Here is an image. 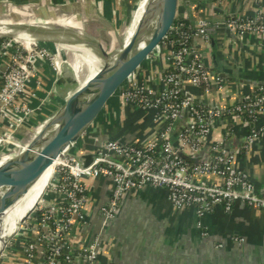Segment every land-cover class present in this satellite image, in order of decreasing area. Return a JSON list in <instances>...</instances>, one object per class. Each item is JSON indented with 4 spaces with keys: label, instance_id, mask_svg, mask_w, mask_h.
Masks as SVG:
<instances>
[{
    "label": "built area",
    "instance_id": "obj_1",
    "mask_svg": "<svg viewBox=\"0 0 264 264\" xmlns=\"http://www.w3.org/2000/svg\"><path fill=\"white\" fill-rule=\"evenodd\" d=\"M260 2L263 9L252 16L231 14L216 22L203 20L196 27H186L177 16L169 35L174 31L178 38L167 41L168 35L149 62L156 67L162 59L164 65L153 73L143 70L120 101L124 109L131 106L151 111L153 133L142 143L105 139L99 146L84 151L95 154L87 166L76 153L69 152L59 159L49 185L23 226V230L36 231L34 238L22 243L25 264H115L102 260L107 229L118 217L126 198L147 187L164 190L175 210L193 209L199 227L203 217L216 206L229 212L241 201L264 209V190L258 191L248 173L237 165L238 156L264 135V82L252 84L243 93L238 81L227 82L207 64L195 44L200 38L210 46L208 30L212 26H227L238 36L263 37L264 0ZM3 39L0 159L15 155L32 130L48 118L27 126L47 101L34 105L32 100L38 95L32 89V81L36 78L40 86L39 72L46 64L56 75L60 73L66 52L62 46ZM228 89L236 97L233 103L209 101L215 91ZM237 127L249 130L239 148L229 147ZM219 129L223 134L215 137ZM97 179L108 180L111 186L99 206L100 224L90 239L73 244L74 230L88 231L92 226L87 182ZM220 247L222 244L217 245Z\"/></svg>",
    "mask_w": 264,
    "mask_h": 264
},
{
    "label": "crops",
    "instance_id": "obj_2",
    "mask_svg": "<svg viewBox=\"0 0 264 264\" xmlns=\"http://www.w3.org/2000/svg\"><path fill=\"white\" fill-rule=\"evenodd\" d=\"M14 1L18 2L0 0V13L5 12V6ZM23 1L26 2L21 5H30L35 9L37 7L33 5H47L44 4L45 0ZM214 7L222 8L224 13L215 11ZM96 9L102 16L104 15L97 7ZM262 9L260 0H180L178 15L186 17L191 26L196 27L205 19L216 22L231 14L252 16ZM216 36L219 43L217 53L219 67L227 72L225 78L227 82L231 80L239 83L252 82V77L264 76V36L250 34L238 36L227 26L217 29ZM195 44L201 50L207 64L212 67L214 63H211L213 53L210 46L200 38ZM158 64L162 67L164 61L161 59ZM147 68L146 73H153L157 69L153 64ZM43 72L44 79L40 86L46 80L47 91L38 96L34 105H40L42 100L47 101L43 109L28 121L27 126H34L44 117L55 113L59 109L58 105H62L66 98L64 92L59 94L56 92V74L49 64H46L40 74ZM37 85L35 81L33 87L36 88L38 95L40 86ZM242 90L245 94L248 92V88L242 87ZM53 96L55 100L52 99ZM208 99L213 102L233 103L236 97L228 89L223 92L215 91ZM54 103L57 110H47V106ZM113 111L117 116L114 118L112 112L110 115L112 118L106 121V124L104 122L98 124L80 145L72 149L74 153L92 150L106 138L142 143L153 133L151 111L131 106L124 109L120 101L115 103ZM235 130L228 146L239 148L249 129L237 127ZM220 134H223L221 129L215 131V137H220ZM237 165L248 173L258 191L264 189V135L238 156ZM87 184L91 199L88 217L92 221V226L88 231L81 228L74 230L71 241L76 245L79 241L90 239L93 229H97L101 221L99 206L105 201L111 188L110 182L104 179H97L92 183L88 181ZM22 232L23 236L13 239V243L9 245L8 255L5 254L0 264H25L21 251L22 243L26 238H34L36 231L26 229ZM105 238L102 256L105 263L112 261L115 264H264V209L249 206L241 201H237L229 212L222 206H216L211 213L203 217L202 227H199L198 217L193 209L175 210L164 190L147 187L126 198L118 217L109 225ZM241 238L244 239L243 242L238 241ZM219 244H222V247L217 248Z\"/></svg>",
    "mask_w": 264,
    "mask_h": 264
},
{
    "label": "water",
    "instance_id": "obj_3",
    "mask_svg": "<svg viewBox=\"0 0 264 264\" xmlns=\"http://www.w3.org/2000/svg\"><path fill=\"white\" fill-rule=\"evenodd\" d=\"M179 3L180 0H153L145 26L144 24L140 26L138 23L129 42L124 43L115 53L107 49L105 42L101 41V37L107 43L111 41L103 28L98 32L89 28L91 22L103 19L94 4L82 6L74 2L58 3L36 9L26 5L20 12L0 15V38L69 47L73 44L57 41L51 33H48L52 29L49 27L54 26L57 30L60 26L76 28L82 35L88 37V40L79 41L78 44L94 47L96 50L94 53L102 63L99 76L95 75L67 96L60 106L62 108L59 107L41 125L35 127L15 155L0 159L1 199L8 205L15 204L55 160L69 152L74 153L72 149L80 145L90 131L97 128L98 124L113 111L115 103L124 98L150 62L152 55L163 46L177 19ZM10 4L12 8L19 7L15 2ZM214 9L224 13L220 7ZM205 20L209 21V19ZM67 21L73 23L67 24ZM30 28L31 30H28ZM217 29L219 28L212 26L208 30L213 53L211 63H214L211 68L221 77L226 78L227 72L219 67L220 62L217 58L219 48ZM74 72L68 62H63L61 72L56 75L55 80V90L58 94L62 93L68 83L73 82ZM248 82L253 83V81ZM77 156L79 161L87 166L93 161L95 154L80 152ZM206 158L205 155L204 159ZM31 213L24 217L23 222ZM18 230L0 249V262L5 256L9 243L18 235Z\"/></svg>",
    "mask_w": 264,
    "mask_h": 264
},
{
    "label": "rangeland",
    "instance_id": "obj_4",
    "mask_svg": "<svg viewBox=\"0 0 264 264\" xmlns=\"http://www.w3.org/2000/svg\"><path fill=\"white\" fill-rule=\"evenodd\" d=\"M142 1L143 0H45L44 4H47V5H44V6H48L50 4L70 3V2H74V3L80 4L82 6L94 3V5L99 10H101V12L104 15H103L102 20H99L96 22L95 21L91 22V25L89 28L94 32H98L100 29L103 28L104 31L106 32V34L111 38V41H110V43L109 42L107 43L103 37H101V39H102L101 41L105 42V47L107 49L111 50L112 53H115L125 43L127 31L129 29V27H131V25L133 24V21H134L137 13L139 11V8L141 6ZM17 4L19 7H16V8H12L11 4L9 6H5V10H4L5 12L2 11L0 13V15L3 16V15L11 14V13H17V12H20L22 9H24V7H26V5H21V4H25L24 1H23V3L21 2V3H17ZM33 6H35L37 8L43 7V6L38 5V4L33 5ZM28 7L31 8V6H28ZM49 25H56V24H49ZM49 29H51V30H49L48 33L49 34L51 33L56 38L57 41H60V42L64 41V42H67L69 44H72V42L68 41L67 38L61 37L59 35L60 33L58 32L57 28H55L54 26H50ZM37 34H41V33H37ZM44 35H46V34H44ZM86 40H88V37L86 35H82L80 41L85 42ZM76 42H79V41L76 40ZM58 45H62V44H58ZM83 45L78 44L79 47H87V46H83ZM69 48L70 47H66V49H65L66 52L63 55V60H65L66 62H72V64H73V62H74V60H76V58H80V59H83V57L86 58V56L83 53H80L78 51L67 50ZM94 50H95V48H94ZM95 52H96V50H95ZM85 58L83 60H85ZM83 63H84V61H83ZM99 65L102 66V63L100 61L98 63V66ZM148 65H150V63H148ZM81 68L82 69H81V72L79 73V75L74 72L73 82L68 83L66 88L63 89L62 92H64L66 94V96H64V98L69 96L74 91H76L79 86L84 85L85 84L84 82L87 81V78L90 77V74L93 71V67H90L89 65H87L85 63L82 65ZM156 68H159V64L156 65ZM39 79H41V82H42V80L44 79V72L42 74H40V72H39ZM35 81H36V78L32 81V85H31L32 89H34L33 84L35 83ZM39 91H40V93H38V96H42L47 91L46 80H45L44 84L39 87ZM52 99L55 100V97L53 96ZM35 100H37V99L32 100V102L34 104H35ZM51 105L47 106V110L52 109ZM62 105L60 104L58 106L60 107ZM60 108H62V107H60ZM54 110H57V109H54ZM44 116H46V115L44 114ZM45 118L46 117H44L43 120H45ZM75 151H77V148L75 149ZM27 221H28V219L26 220V222ZM26 222L24 221L22 223L21 227L18 230L19 232L24 231L23 226L26 224ZM19 239H20V237H19ZM12 243H13V240H11L9 245H11ZM9 250H10V248L8 246V249H7L5 254L8 255Z\"/></svg>",
    "mask_w": 264,
    "mask_h": 264
},
{
    "label": "bare ground",
    "instance_id": "obj_5",
    "mask_svg": "<svg viewBox=\"0 0 264 264\" xmlns=\"http://www.w3.org/2000/svg\"><path fill=\"white\" fill-rule=\"evenodd\" d=\"M153 0H143L139 11L133 21L131 27H129L127 31L126 41L127 44L134 34L138 23L141 26L146 23V20L149 17L150 10L152 7ZM140 21V22H139ZM67 24H72L73 22L67 21ZM64 23V24H66ZM28 30H31L28 29ZM59 35L63 38H67L68 41L72 42V46L69 45V51H78L83 53L85 60L76 58L74 60L72 67L76 74L79 75L81 72V67L85 63L90 67H93V71L90 74V77L87 78L88 82L95 75H100L101 65L98 66L99 59L97 55L94 53V48L92 46L83 45L87 47H79L76 40L80 41L82 34L76 28H70L67 26L58 27ZM24 33H27L24 31ZM76 44V45H75ZM142 44V43H141ZM66 49L67 46H63ZM89 55V56H88ZM84 61V63H83ZM72 63V62H71ZM60 159V158H59ZM59 159L55 160L53 164H51L44 172L41 174L37 180H35L28 190L22 194L20 199L11 205H8L3 199L0 198V249L4 246V244L14 235V233L20 228L24 217L31 213L37 204L40 201L41 196L43 195L45 189L49 185V182L54 174L56 166L59 164Z\"/></svg>",
    "mask_w": 264,
    "mask_h": 264
},
{
    "label": "trees",
    "instance_id": "obj_6",
    "mask_svg": "<svg viewBox=\"0 0 264 264\" xmlns=\"http://www.w3.org/2000/svg\"><path fill=\"white\" fill-rule=\"evenodd\" d=\"M15 3H21V2H23V0H18V2H16V1H14ZM26 2V1H25ZM242 17H245V16H242ZM247 17V16H246ZM177 20H182L184 23H185V25H186V27H188V26H190L191 25V23H190V21L186 18V17H183V16H180V15H178V19ZM178 22V21H177ZM191 30H193L192 28H191ZM177 39L178 38V35H177V33H175L174 31H172L171 32V34L169 35V37H168V39H167V41L169 40V39ZM2 40H4L3 38H0V42L2 41ZM47 45H50V43H47ZM218 53V52H217ZM148 66L146 65L145 66V68H144V70L145 69H148L147 68ZM251 80H253V83H250V82H241L240 84H241V86L243 87V89L245 88V89H247L248 88V90H249V88L252 86V84H257V83H260V82H264V76L262 75H257V76H255V77H252L251 78ZM36 89V88H35ZM52 106V109H50V110H53V109H55V107H56V105L54 104V105H51ZM111 113H112V111L109 113V115H107L103 120H102V122H104L105 124H106V121H109V119L110 118H112V116H110L111 115ZM117 116V115H116ZM116 116H113L114 118L116 117ZM114 120V119H113ZM101 122V123H102ZM117 139V138H116ZM97 146H99L98 144H97ZM97 146H95V147H97ZM191 161H193V160H191ZM195 161V160H194ZM193 161V162H194ZM180 211V210H179ZM30 238V237H29ZM60 258H62V257H60Z\"/></svg>",
    "mask_w": 264,
    "mask_h": 264
}]
</instances>
